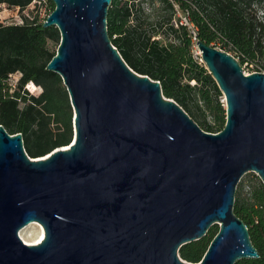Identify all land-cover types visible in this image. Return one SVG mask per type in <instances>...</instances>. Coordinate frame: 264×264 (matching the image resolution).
<instances>
[{"label":"water","instance_id":"water-1","mask_svg":"<svg viewBox=\"0 0 264 264\" xmlns=\"http://www.w3.org/2000/svg\"><path fill=\"white\" fill-rule=\"evenodd\" d=\"M61 34L47 69L67 87L74 138L31 157L0 125V264H235L260 258L234 212L248 172L264 184V72L197 41L224 94L226 124L203 130L161 83L134 71L108 32L112 0H52ZM39 223L29 245L20 231ZM219 226L199 263L181 246Z\"/></svg>","mask_w":264,"mask_h":264},{"label":"trees","instance_id":"trees-1","mask_svg":"<svg viewBox=\"0 0 264 264\" xmlns=\"http://www.w3.org/2000/svg\"><path fill=\"white\" fill-rule=\"evenodd\" d=\"M34 0H0V6L23 11ZM264 0H112L108 32L126 63L161 83L205 131L218 133L226 124L224 94L196 54L197 41L223 44L243 65L264 59ZM51 11L55 4L50 1ZM24 23L0 22V125L22 133L28 155L37 158L69 145L74 138V112L62 77L47 69L61 42L57 27H43L36 16ZM229 52V53H230ZM255 72V71H254ZM19 77L15 82L14 75ZM41 87L39 95L27 85ZM241 181L234 212L247 225L260 252L257 259L235 264H264V184ZM219 231L212 226L203 238L179 249L180 256L199 263Z\"/></svg>","mask_w":264,"mask_h":264},{"label":"rangeland","instance_id":"rangeland-1","mask_svg":"<svg viewBox=\"0 0 264 264\" xmlns=\"http://www.w3.org/2000/svg\"><path fill=\"white\" fill-rule=\"evenodd\" d=\"M264 7V3L262 5ZM37 9H38V6L34 7L33 5H30L28 7V9L26 11H18V9H15V8H12V7H9L7 5V3L1 8V18H0V22H6V23H14V22H19L21 21V19L23 18V15H29V16H37ZM262 16H263V19H264V8H263V13H260ZM217 47L223 49V50H229L228 47H226L225 45L223 44H218ZM230 52V51H229ZM231 54H234L233 52H230ZM196 54L200 55L199 54V50L197 48V51H196ZM243 68H244V71L249 74V73H252L254 71H260V72H264V59H260L258 60L257 63H244L243 65ZM19 77L18 74L14 75L11 79L12 82H15L16 79ZM35 87H32L31 84L27 85L26 88H28L30 90L31 93L33 94H36V95H39L41 92H42V89L41 87L37 86L36 84H34ZM225 101V99H224ZM255 175H257L256 173L254 172H248L247 174H245L241 181H246V182H252L254 183L256 181L255 179ZM240 181V183H241ZM239 183V184H240ZM238 184V186H239ZM34 222V223H30L29 225H27L26 227L30 226L27 230H26V233H28V239H30L31 241H34L35 239L37 240L38 237L40 236L41 234V230L43 229V227ZM26 227H24L23 229H25ZM22 229V230H23ZM21 230V231H22ZM20 231V232H21Z\"/></svg>","mask_w":264,"mask_h":264},{"label":"built area","instance_id":"built-area-1","mask_svg":"<svg viewBox=\"0 0 264 264\" xmlns=\"http://www.w3.org/2000/svg\"><path fill=\"white\" fill-rule=\"evenodd\" d=\"M50 1L51 0H34L33 3L31 5H33L34 7L38 6V9H37V20L38 22L40 23H43L44 21H46L47 17L50 15V13L52 12L51 11V7H50ZM5 4L1 5L0 6V18H1V8L4 6ZM27 10V9H26ZM26 10H23V11H26ZM263 13V11L261 12ZM26 16L29 17V15L27 14ZM2 23H6V22H3ZM16 23H19V24H23L24 23V19L22 18L21 21L19 22H16ZM7 24V23H6ZM246 73V72H245Z\"/></svg>","mask_w":264,"mask_h":264},{"label":"bare ground","instance_id":"bare-ground-1","mask_svg":"<svg viewBox=\"0 0 264 264\" xmlns=\"http://www.w3.org/2000/svg\"><path fill=\"white\" fill-rule=\"evenodd\" d=\"M39 224V223H38ZM40 226V225H39ZM30 226L26 227L25 229H23L21 232H20V236L21 238L29 245H33V244H38L40 243L43 238H44V229L41 230V234L40 236L38 237V239L34 240V241H31L30 239L26 238L28 237V233H26V230L29 228Z\"/></svg>","mask_w":264,"mask_h":264}]
</instances>
